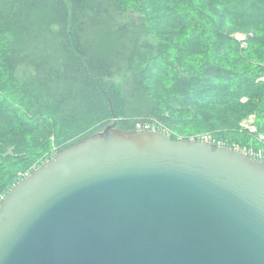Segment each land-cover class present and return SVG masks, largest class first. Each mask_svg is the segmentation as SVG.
I'll list each match as a JSON object with an SVG mask.
<instances>
[{
	"label": "trees",
	"instance_id": "trees-1",
	"mask_svg": "<svg viewBox=\"0 0 264 264\" xmlns=\"http://www.w3.org/2000/svg\"><path fill=\"white\" fill-rule=\"evenodd\" d=\"M262 78L264 0H0V204L109 125L261 149Z\"/></svg>",
	"mask_w": 264,
	"mask_h": 264
},
{
	"label": "water",
	"instance_id": "water-1",
	"mask_svg": "<svg viewBox=\"0 0 264 264\" xmlns=\"http://www.w3.org/2000/svg\"><path fill=\"white\" fill-rule=\"evenodd\" d=\"M0 264H264V162L109 125L2 199Z\"/></svg>",
	"mask_w": 264,
	"mask_h": 264
},
{
	"label": "built area",
	"instance_id": "built-area-1",
	"mask_svg": "<svg viewBox=\"0 0 264 264\" xmlns=\"http://www.w3.org/2000/svg\"><path fill=\"white\" fill-rule=\"evenodd\" d=\"M137 130L160 131V132H163V133L168 135L166 130H164V129L160 130L159 124H157L156 121H154L152 123H147L144 125L139 124V125H137ZM180 140H183V139H180ZM188 140L209 142L211 144L218 145V146H227L222 141L215 140L213 135L209 134V133L193 135V136L189 137ZM257 140L259 141V143L263 144V148H261V149H253V148L239 149L237 146H235V147H233V149L242 151L243 153L250 156L251 158L264 162V143H263L264 142V135H259Z\"/></svg>",
	"mask_w": 264,
	"mask_h": 264
},
{
	"label": "rangeland",
	"instance_id": "rangeland-1",
	"mask_svg": "<svg viewBox=\"0 0 264 264\" xmlns=\"http://www.w3.org/2000/svg\"><path fill=\"white\" fill-rule=\"evenodd\" d=\"M233 37L241 43L242 47L245 46V39H246V35L243 33H235L233 34ZM261 80L264 81V78H262ZM239 127L242 130L247 131L249 134H254L255 131L257 130L256 127V118L254 114H250L249 116L243 118L240 122H239ZM103 131V130H102Z\"/></svg>",
	"mask_w": 264,
	"mask_h": 264
}]
</instances>
